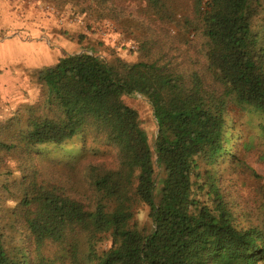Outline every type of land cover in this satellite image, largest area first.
<instances>
[{"label": "trees", "instance_id": "16d2710c", "mask_svg": "<svg viewBox=\"0 0 264 264\" xmlns=\"http://www.w3.org/2000/svg\"><path fill=\"white\" fill-rule=\"evenodd\" d=\"M143 1L175 23L174 0ZM191 5L182 24L199 37L201 72L152 53L149 35L136 63L81 52L36 72L38 100L0 125V264H264V225L240 220L217 173L240 162L229 105L258 115L264 136V0ZM134 94L152 108L154 150L122 100ZM93 141L113 160L90 162ZM12 150L15 170L2 163ZM261 193L264 211V183Z\"/></svg>", "mask_w": 264, "mask_h": 264}, {"label": "rangeland", "instance_id": "374dc122", "mask_svg": "<svg viewBox=\"0 0 264 264\" xmlns=\"http://www.w3.org/2000/svg\"><path fill=\"white\" fill-rule=\"evenodd\" d=\"M112 3V5H111ZM97 0L64 3L63 0H0V125L22 108L34 104L40 94L36 72L50 67L67 55L87 52L105 61L120 59L127 63L142 61L143 42L147 35L154 41L152 53L165 50L162 56L178 71L186 74L201 72L204 65L200 40L195 32L183 28V19H191L192 0H174L175 23H161L149 16L151 11L143 0ZM264 27L263 20L258 24ZM262 26V27H261ZM144 38V39H143ZM141 122L151 149L157 135V125L148 101L137 94L123 97ZM229 149L238 144L239 163L224 162L218 170L222 186L242 222L264 225L261 187L264 183V136L260 134L261 118L229 105ZM23 123V122H22ZM238 136V139L232 138ZM67 149L80 147L79 137L67 144ZM94 155L90 162L108 164L113 160L111 149L93 141ZM13 151V150H12ZM4 154L3 166L18 167V151ZM75 189L84 190L77 182ZM234 194V195H233ZM8 203L7 206H11ZM141 228H148V209L141 206L136 215Z\"/></svg>", "mask_w": 264, "mask_h": 264}]
</instances>
